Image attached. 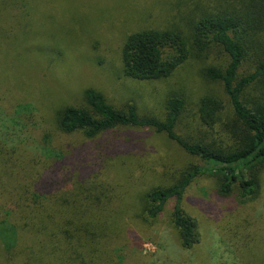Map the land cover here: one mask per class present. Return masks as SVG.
Masks as SVG:
<instances>
[{
	"label": "trees",
	"instance_id": "trees-1",
	"mask_svg": "<svg viewBox=\"0 0 264 264\" xmlns=\"http://www.w3.org/2000/svg\"><path fill=\"white\" fill-rule=\"evenodd\" d=\"M191 2L174 26L127 36L121 48L122 75L139 81L167 79L188 62L204 63L218 48L226 56L225 63L205 64L199 74L219 84L229 113L225 101L213 93L196 95L197 89L186 93L173 88L160 118L140 114L133 102L115 106L93 87L84 89L82 103L54 113V129L62 135L78 133L89 142L120 127L148 129L202 162H190L175 178L170 176L139 195V205L131 206L135 211L138 206L140 216L152 221L171 205L169 217L178 246L186 250L200 241L198 222L184 207L193 182L209 177L215 196L234 197L239 206L250 208L261 197L264 185V0ZM10 4L14 5L12 13L17 8L25 12L27 5L26 0H0V12ZM4 19L0 15V37L9 38L7 47L1 49H10L12 41L14 47L25 46L8 34L11 27L2 25ZM31 52L54 54L48 45ZM180 124L184 134L178 132ZM222 134L225 144L216 138ZM50 135L44 136L43 145H53ZM94 148L88 155L94 154L98 162L93 166L100 165L99 171L79 147L53 151V156H46L49 161H42V168L37 167L38 156H15L13 150L0 146V264H108L109 260L118 264L112 246L133 241L135 234L124 213L125 192L115 180L103 176L119 172L127 180L130 169L148 172L152 165L137 167L134 162L140 157L119 139L100 145L97 152ZM261 217H254L253 222ZM178 246L169 244L173 253ZM246 247L240 256L251 258L243 264H264V252L263 257L255 252L256 237ZM211 250L217 253L215 246Z\"/></svg>",
	"mask_w": 264,
	"mask_h": 264
},
{
	"label": "rangeland",
	"instance_id": "rangeland-1",
	"mask_svg": "<svg viewBox=\"0 0 264 264\" xmlns=\"http://www.w3.org/2000/svg\"><path fill=\"white\" fill-rule=\"evenodd\" d=\"M26 3L25 12H18L16 7L12 13V4L0 12L5 18L2 25L11 27L8 34L25 45L14 47L11 40L12 47L3 51L1 48L7 47L9 37H0L1 148L13 150L15 156L23 153L38 156L37 167L44 168L42 161H49L47 157L53 156V151L79 147L92 160L90 165L99 171L100 165L93 166V162H98L94 154L88 155L91 147L95 146L97 152L100 145L119 139L130 144L134 155L140 157L134 162L137 167L152 165L148 172L130 169L127 180L119 172L102 175L115 180L120 191L125 192L124 213L130 231L135 234L133 241L112 246L118 264H243L250 256L240 255L255 237V252L261 257L264 185L261 197L250 208L239 206L234 197L215 196L209 177L193 182L186 192L184 207L198 222L200 241L186 250L178 246V235L169 217L171 205L152 221L140 216L138 206L137 211L131 206L139 205V195L150 187L163 184L170 176L175 178L187 164L202 163L200 160L179 151L163 136H156L148 129L120 127L89 142L78 133L67 136L54 129V113L61 107L82 103L87 87L101 90L115 106L133 102L140 114L160 118L169 89L183 88L186 93L197 89L196 95L213 93L222 98L229 113L230 105L219 84L199 74L205 64L225 63L226 56L218 48L209 53L204 63L188 62L167 79L139 81L122 75L121 48L127 36L143 29L174 26L179 13L186 10L191 0H26ZM40 45L50 46L54 54L34 55L31 50H38ZM178 132H186L182 124ZM47 134L53 136V147L42 144ZM216 138L223 139L222 144L227 141L223 134ZM143 154L146 158H141ZM46 168L45 172L50 173ZM55 178L60 180L56 175ZM259 215H262L260 221L253 222ZM249 233L248 238L240 237ZM170 243L179 247L176 254L171 251ZM214 246L217 253L213 255Z\"/></svg>",
	"mask_w": 264,
	"mask_h": 264
}]
</instances>
